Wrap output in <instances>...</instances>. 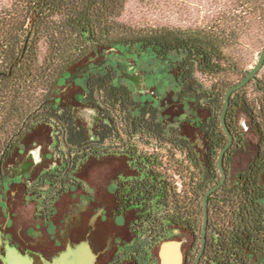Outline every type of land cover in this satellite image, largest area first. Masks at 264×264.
<instances>
[{
	"label": "trees",
	"instance_id": "obj_1",
	"mask_svg": "<svg viewBox=\"0 0 264 264\" xmlns=\"http://www.w3.org/2000/svg\"><path fill=\"white\" fill-rule=\"evenodd\" d=\"M125 4L11 0L0 11V168L44 125L53 127L75 161L88 145L119 143L133 158L137 174V181L124 183L123 192L142 194L144 210L151 211H144L146 217L139 221L145 238L184 227L193 238L186 264H194L202 238L203 197L220 180L218 155L228 142L220 121L225 93L249 70L237 73L235 65L227 63L238 80L223 82L226 43L221 33L135 29L118 21ZM115 47L151 52L160 60L172 58L180 78L179 96L193 111L209 114L200 124L202 149L162 121L159 110L136 102L111 68L85 78L86 97L103 121L94 141L72 118V107L52 99L68 73ZM197 74L216 81L205 87ZM239 116L257 136L256 152L232 180V160L247 147ZM225 123L233 137L223 157L227 179L207 199L206 243L199 264H259L264 252V72L231 94Z\"/></svg>",
	"mask_w": 264,
	"mask_h": 264
},
{
	"label": "flooded vegetation",
	"instance_id": "obj_2",
	"mask_svg": "<svg viewBox=\"0 0 264 264\" xmlns=\"http://www.w3.org/2000/svg\"><path fill=\"white\" fill-rule=\"evenodd\" d=\"M67 89L58 88V97L54 94L52 99L71 106L77 122V107L64 100ZM87 102L96 115L93 134L89 121L83 120L87 126L77 123L94 141L103 121L93 103ZM35 150L39 158L26 162L24 158ZM82 151L83 157L75 161L53 127L44 125L33 130L0 168V264L6 246L27 254L32 264H59L57 259L70 245L83 240L95 254L94 264H163L160 253L166 242L178 244L175 262L186 264L193 238L184 227L158 236L150 233L147 238L142 233L139 221L149 210H144L142 194L123 192L125 182L137 181L135 162L123 146L91 144ZM109 184H114L113 190ZM27 199L33 211L26 222L21 214Z\"/></svg>",
	"mask_w": 264,
	"mask_h": 264
},
{
	"label": "rangeland",
	"instance_id": "obj_3",
	"mask_svg": "<svg viewBox=\"0 0 264 264\" xmlns=\"http://www.w3.org/2000/svg\"><path fill=\"white\" fill-rule=\"evenodd\" d=\"M10 3L11 0H0V11ZM118 21L135 29L162 28L221 33L226 43V60L222 63L226 71L220 75V80L226 83L237 82L239 71L250 70L256 64L264 45V0H126ZM172 63V58L160 60L151 52L115 47L91 56L84 66L68 73L61 80L59 88L68 87L63 92L64 100L77 107V122L85 126L87 123L84 119L90 122L93 134L96 115L87 102L85 78L89 73L111 68L117 74V83L128 87L135 101L157 108L162 112L161 120L169 127L179 129L185 138L202 149L200 124L208 119L209 114L205 110L193 111L189 101L179 96L180 78ZM227 63L234 64L238 72L231 71V66L227 68ZM79 69L82 72H78ZM259 72H264V65ZM197 78L205 87L216 81V78L202 77L199 74ZM237 122L247 141V147L236 153L232 160L229 170L232 180L252 160L257 142V136L249 129L246 118L239 116ZM27 155L24 160L31 162L39 158L40 153L35 150ZM114 187V184L107 186L110 190ZM32 211L29 201L25 202L21 215L26 222ZM177 245H167L161 249L163 264H178V261L175 262ZM5 259V264H32L13 251H9ZM260 264H264V257Z\"/></svg>",
	"mask_w": 264,
	"mask_h": 264
},
{
	"label": "water",
	"instance_id": "obj_4",
	"mask_svg": "<svg viewBox=\"0 0 264 264\" xmlns=\"http://www.w3.org/2000/svg\"><path fill=\"white\" fill-rule=\"evenodd\" d=\"M263 65H264V45L262 47V50L260 52V55H259V58H258L256 64L246 73V75L244 76V78L241 81H239L238 83L229 87L225 93L224 107H223V110L221 113L220 121H221L223 131L228 138V142L221 149V151L218 155L217 165H218V169L220 172V180L216 185L211 187L203 197V201H202V204H203L202 241H201L200 251L198 252V254L196 256V264H199V259L204 252L205 243H206V227H207V221H208L207 199H208L209 195L212 192L216 191L218 188H220L226 182V179H227V173H226V170H225L224 165H223V157H224L225 152L231 147V145L233 143V137L230 134V132L226 126V123H225V115H226V112H227V109L229 106L230 96L233 92L244 87L249 81L254 80L256 78V75L258 74V72L260 71V69L262 68ZM78 72H82V70L80 69V70H78ZM173 244L177 245V243H175V242H166L163 244L162 248L164 246L173 245ZM9 251L15 252L17 254V256H19V257L27 258L30 261V263H32V259L27 254H21L14 247L6 246V255ZM6 255H5V257H6ZM5 257L3 258L4 264L7 262ZM94 261H95V254L93 253L88 241H86V240H83V241H81L77 244H74V245H70V250L64 252L59 257V259H57V262L59 264H94Z\"/></svg>",
	"mask_w": 264,
	"mask_h": 264
}]
</instances>
